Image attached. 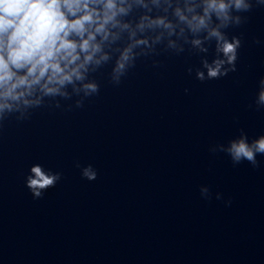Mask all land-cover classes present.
<instances>
[{
	"label": "clouds",
	"instance_id": "obj_1",
	"mask_svg": "<svg viewBox=\"0 0 264 264\" xmlns=\"http://www.w3.org/2000/svg\"><path fill=\"white\" fill-rule=\"evenodd\" d=\"M254 8H264V0H0V125L30 120L40 108H83L99 94L95 73L111 65L108 78L118 86L141 57L196 54L200 66H189V75L195 71L201 82L225 77L236 71L242 43L240 37L229 38L227 30L244 24ZM153 64L159 67V61ZM254 104L264 109V77ZM209 151L256 168L257 155H264V135L250 141L240 129L227 144ZM81 175L93 181L97 170L89 164ZM60 179L61 173L33 164L25 184L39 199ZM200 193L211 198L207 186ZM222 198L217 193L216 199Z\"/></svg>",
	"mask_w": 264,
	"mask_h": 264
}]
</instances>
